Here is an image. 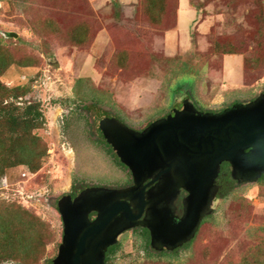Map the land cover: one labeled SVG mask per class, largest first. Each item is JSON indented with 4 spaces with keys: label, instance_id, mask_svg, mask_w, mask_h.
Returning a JSON list of instances; mask_svg holds the SVG:
<instances>
[{
    "label": "rangeland",
    "instance_id": "obj_1",
    "mask_svg": "<svg viewBox=\"0 0 264 264\" xmlns=\"http://www.w3.org/2000/svg\"><path fill=\"white\" fill-rule=\"evenodd\" d=\"M193 4L205 24L204 35L193 36L194 44H201L183 61L107 63L101 57L99 63H81L86 52L73 43L80 32L75 28L85 23L81 18L91 22L92 33L116 27L105 13L97 15L84 0H0V52L13 58L2 70L0 82L10 89L30 86L18 105H41L45 125L33 134L46 147L35 173L20 166L0 178V215L5 203L45 224L46 229L36 228L51 236L39 264L58 255L63 224L57 203L62 197L90 187L131 185L129 170L99 131L102 119L116 118L142 132L182 111L186 101L201 112L217 114L234 105H248L263 93L264 0ZM172 20L171 14L170 25ZM11 33L18 37L8 40ZM229 53L243 59L242 87L238 86L241 65L229 61L227 69L233 74L225 75L223 59ZM228 178L218 182L212 213L190 245L175 253L157 252L136 229L120 237L107 264H247L256 249L264 253V179L239 184ZM16 221L11 230L34 236L27 225ZM2 228L6 227L0 222ZM258 261L264 264V254Z\"/></svg>",
    "mask_w": 264,
    "mask_h": 264
},
{
    "label": "water",
    "instance_id": "obj_2",
    "mask_svg": "<svg viewBox=\"0 0 264 264\" xmlns=\"http://www.w3.org/2000/svg\"><path fill=\"white\" fill-rule=\"evenodd\" d=\"M99 131L131 171L134 185L125 190L87 189L74 201L62 197L57 211L63 238L51 264H105L107 249L123 232L138 227L151 231L154 250L174 251L190 243L212 213L223 164L230 166L231 177L239 184L264 177L263 97L217 114L199 112L186 101L182 111L142 132L116 118H104ZM157 182L160 190L145 201V189ZM182 190L188 197L177 221L173 203ZM152 208L157 209L151 221L141 220L144 210ZM92 213L97 214L94 221L89 220Z\"/></svg>",
    "mask_w": 264,
    "mask_h": 264
},
{
    "label": "trees",
    "instance_id": "obj_3",
    "mask_svg": "<svg viewBox=\"0 0 264 264\" xmlns=\"http://www.w3.org/2000/svg\"><path fill=\"white\" fill-rule=\"evenodd\" d=\"M84 1L88 4L86 0ZM145 10L146 13L149 11L147 8ZM147 16L151 22L156 21V18L154 19V17H151L149 14H147ZM81 19L80 20L85 23L75 28L79 29L80 32L77 37L74 38L73 43L80 50L87 51L92 46L100 30L92 33L90 31L91 22L89 23V20L85 18ZM173 24V20L171 25L168 21L167 25L163 28H170ZM73 35L75 36L76 34ZM6 38L12 40L9 36ZM115 53L117 54L112 56L115 63H140L136 57L137 55H140L139 57L143 56L142 53L133 54L126 51H118ZM227 55L234 56L233 53ZM148 57L155 58L153 56ZM12 59L9 52L1 49L0 75H2V70L4 68L13 63ZM168 61L179 62L177 60L167 59L164 60V63ZM29 88L30 86H19L10 89L0 82V178L5 174L6 170L20 166H25L31 173H35L40 169L46 155V147L41 143L40 139L33 134L35 131L42 129L45 125V118L41 110V105L31 102H26L22 106L18 105L17 100L25 96ZM227 169V166L223 167V173L227 174ZM224 178L225 179L221 176L218 182L222 179L227 182L230 180L228 177ZM261 179H264V177ZM231 180L233 179L231 178ZM1 205H4L5 213L4 215H0V222H3L6 228H2V231H0V262L17 261L21 264H39L43 258L45 247L50 242L51 236L47 233L37 231L36 228L46 229L45 224L36 217L31 216L27 211L17 207L15 204L13 205L16 207H10V204L5 203ZM15 208L18 211H14ZM5 216H7L8 219L5 218ZM17 219V223L24 224L25 226L27 225L28 231L34 232L33 237L11 230L14 228L13 222ZM202 225L203 222L200 227H202ZM32 242L35 246H33ZM190 243L187 245H190ZM254 254L250 256L247 264H260V261H258L259 257L264 253L260 249H256ZM252 259L253 261L250 262ZM46 264H51V262Z\"/></svg>",
    "mask_w": 264,
    "mask_h": 264
},
{
    "label": "crops",
    "instance_id": "obj_4",
    "mask_svg": "<svg viewBox=\"0 0 264 264\" xmlns=\"http://www.w3.org/2000/svg\"><path fill=\"white\" fill-rule=\"evenodd\" d=\"M86 1L94 13L97 15L105 13L109 22L114 23L116 27H103L97 33L92 46L85 51L86 54L81 59V63H99L98 60L101 57L105 58L103 61L110 63L113 53L121 50L133 52V54L142 53V57H139L140 55L136 57L140 63H164L167 59L183 61L186 55L193 53L201 44L200 42L194 44L193 36L197 33L200 36L204 35L202 29L205 28V24L201 22L193 3H202L207 0ZM146 8L149 10L147 13ZM147 14L156 18V21L151 22ZM171 14L173 26L163 28L167 25ZM126 26L128 27L125 28ZM106 53L110 54L107 56ZM229 61L241 65L242 80L238 86L242 87L244 85L243 59L240 56H226L223 59L225 75L233 74L228 70L230 68L227 69V64H232Z\"/></svg>",
    "mask_w": 264,
    "mask_h": 264
},
{
    "label": "flooded vegetation",
    "instance_id": "obj_5",
    "mask_svg": "<svg viewBox=\"0 0 264 264\" xmlns=\"http://www.w3.org/2000/svg\"><path fill=\"white\" fill-rule=\"evenodd\" d=\"M259 97H263L264 98V91H263V93H261V95L259 96ZM195 107V106H194ZM195 109L197 110V111H199L196 107H195ZM199 112H201V111H199ZM203 113H205V112H203ZM171 115H173V113L171 114ZM169 116V115H168ZM151 125V124H150ZM149 125V126H150ZM148 126V127H149ZM147 127V128H148ZM121 163V162H120ZM121 165L122 166H124L122 163H121ZM225 166H227L228 168H229V172L227 173V174H225V173H223V171H222V168L223 167H225ZM127 170H129L126 166H124ZM129 172H130V174H131V185H129V186H126L125 188H121V189H110V188H106V187H102V186H98V187H90V188H88V189H90V190H92V189H100V190H110V191H112V190H125V189H129V188H132L133 187V185H134V181H133V176H132V173H131V171L129 170ZM153 176H156L157 175V173H154V174H152ZM152 176V178H150V179H148L145 183H144V185L145 186H147V185H149L151 182H152V180H153V177ZM228 177V176H230L231 177V170H230V166L228 165V164H223L222 166H221V170H220V174H219V177H218V179H217V182H216V188H217V193H216V197H217V195L219 194V192H220V186H219V184H218V180H219V178L220 177ZM232 178V177H231ZM159 186V183L157 182V183H154L153 185H151V186H149V187H147L146 189H145V198H146V200L145 201H148L149 199H153V194H154V191H156V190H160V186ZM85 190H87V189H84V190H82V191H79L78 193H74V194H71V195H69V197L71 198V200L72 201H74L78 196H80L83 192H85ZM188 197V193L186 192V191H180L179 192V194H178V196H177V198L174 200V203H173V205H174V207H173V214H174V217H175V220H179V219H181L182 218V216L184 215V202H185V200H186V198ZM215 197V198H216ZM214 198V199H215ZM214 201V200H213ZM154 209H157V208H152V209H145L144 210V213H143V216H142V218H141V220H144L145 218H146V220H147V222H150L151 221V219L153 218V216H154V212H153V210ZM97 218V214L96 213H92V214H90V216H89V220L90 221H94L95 219ZM204 221V220H203ZM136 229H140L141 230V232L144 234V236L146 237V240H147V242H148V244H149V248H151V249H153V247H152V235H151V231L150 230H148V229H146V228H142V227H138V228H132V229H130V230H127V231H125V232H123L119 237H118V241H119V239H120V237L121 236H123L124 234H126V233H128V232H131V231H134V230H136ZM117 244H118V242H117ZM117 244H115L114 246H110L108 249H107V251H106V253H105V264H107V259L109 258V256H110V254L112 253V251L115 249V247H116V245ZM187 244H185L184 246H182L181 248H178V249H176V250H174V251H167L165 248H163V250H155V251H157V252H161V253H165V252H170V253H175V252H177V251H179L180 249H182L183 247H185ZM154 250V249H153Z\"/></svg>",
    "mask_w": 264,
    "mask_h": 264
}]
</instances>
